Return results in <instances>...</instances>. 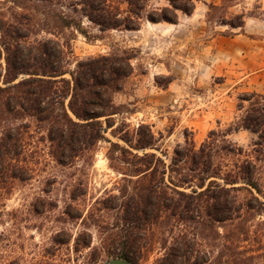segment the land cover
Here are the masks:
<instances>
[{
	"label": "trees",
	"instance_id": "obj_1",
	"mask_svg": "<svg viewBox=\"0 0 264 264\" xmlns=\"http://www.w3.org/2000/svg\"><path fill=\"white\" fill-rule=\"evenodd\" d=\"M200 1L0 0V183L31 179L46 152L40 143L72 166L93 159L100 141L111 142L108 157L127 197L109 205L123 210L110 239L121 246L117 257L132 264L155 237L165 248L155 264H264V93L244 95L242 114L199 145L186 135L167 164L151 151L159 148L150 124H139L132 138L120 135L126 145L106 136L119 113L114 93L133 72L129 50L79 59L67 35L91 38L85 20L100 31L177 23L180 11L192 15ZM228 1L208 3L206 20L244 28V12L226 15ZM240 129L256 134L248 148L228 137Z\"/></svg>",
	"mask_w": 264,
	"mask_h": 264
},
{
	"label": "rangeland",
	"instance_id": "obj_2",
	"mask_svg": "<svg viewBox=\"0 0 264 264\" xmlns=\"http://www.w3.org/2000/svg\"><path fill=\"white\" fill-rule=\"evenodd\" d=\"M208 3L222 0H201L192 15L180 11L177 23L143 20L139 30L100 31L85 20L91 38L67 31L76 58L119 49L133 56V72L113 96L119 113L106 132L111 141L126 145L120 135L130 131L132 138L139 124H150L159 148L151 151L168 164L186 135L199 145L242 114L244 95L264 93V0L227 2L228 17L246 14L244 28L208 22ZM164 5L169 0H150V7ZM228 137L248 148L256 134L240 129ZM38 145L48 151L46 142ZM111 147L102 140L93 159L72 166L45 152L31 179L0 183V264H104L117 257L121 246L110 238L123 225V210L110 206L127 196L111 167ZM141 251L136 264H155L165 248L155 237Z\"/></svg>",
	"mask_w": 264,
	"mask_h": 264
},
{
	"label": "water",
	"instance_id": "obj_3",
	"mask_svg": "<svg viewBox=\"0 0 264 264\" xmlns=\"http://www.w3.org/2000/svg\"><path fill=\"white\" fill-rule=\"evenodd\" d=\"M104 264H132L129 260L114 257L104 261Z\"/></svg>",
	"mask_w": 264,
	"mask_h": 264
}]
</instances>
